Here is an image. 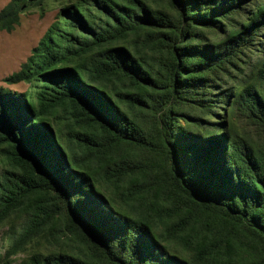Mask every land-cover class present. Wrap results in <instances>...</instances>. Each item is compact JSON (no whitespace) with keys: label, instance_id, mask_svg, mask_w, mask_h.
<instances>
[{"label":"trees","instance_id":"obj_1","mask_svg":"<svg viewBox=\"0 0 264 264\" xmlns=\"http://www.w3.org/2000/svg\"><path fill=\"white\" fill-rule=\"evenodd\" d=\"M53 22L0 87V264H264V0H11Z\"/></svg>","mask_w":264,"mask_h":264},{"label":"rangeland","instance_id":"obj_2","mask_svg":"<svg viewBox=\"0 0 264 264\" xmlns=\"http://www.w3.org/2000/svg\"><path fill=\"white\" fill-rule=\"evenodd\" d=\"M10 1L0 0V11ZM53 18V13L42 14L38 9H34L23 17L21 25L16 30L11 33L0 32V87L21 90V85H10L5 80L18 72L28 60L52 24Z\"/></svg>","mask_w":264,"mask_h":264}]
</instances>
